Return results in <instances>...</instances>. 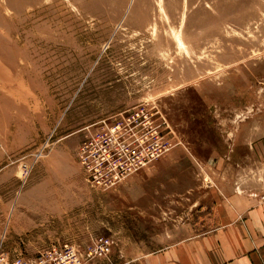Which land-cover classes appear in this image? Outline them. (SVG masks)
I'll return each mask as SVG.
<instances>
[{"label": "rangeland", "instance_id": "374dc122", "mask_svg": "<svg viewBox=\"0 0 264 264\" xmlns=\"http://www.w3.org/2000/svg\"><path fill=\"white\" fill-rule=\"evenodd\" d=\"M264 202V0H0V264H140Z\"/></svg>", "mask_w": 264, "mask_h": 264}, {"label": "crops", "instance_id": "0c3cea01", "mask_svg": "<svg viewBox=\"0 0 264 264\" xmlns=\"http://www.w3.org/2000/svg\"><path fill=\"white\" fill-rule=\"evenodd\" d=\"M217 208L215 227L150 253L140 264H264V202L235 194Z\"/></svg>", "mask_w": 264, "mask_h": 264}]
</instances>
